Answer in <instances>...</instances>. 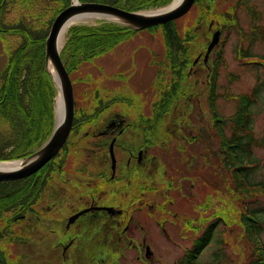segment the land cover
Returning <instances> with one entry per match:
<instances>
[{"label": "rangeland", "instance_id": "1", "mask_svg": "<svg viewBox=\"0 0 264 264\" xmlns=\"http://www.w3.org/2000/svg\"><path fill=\"white\" fill-rule=\"evenodd\" d=\"M246 1L263 12L261 14V22L263 23L264 0ZM232 3L233 0L221 1L222 7H220V11L227 15ZM62 5H64L62 0H13L12 4L11 1H8L5 7L8 6L10 10L2 14L1 22L15 25L14 23L21 20L35 29H45L53 15V10ZM203 5V0L196 1L185 15L176 20L177 29L181 35L188 29H194V33L197 36L188 42V45H190L188 59H195L200 52L203 53L205 51L204 44L208 41L212 30L220 28L219 21H224L213 18L211 12L207 14L206 18H203L202 22H197V17L205 12ZM213 10L215 11V7L212 8ZM237 17L239 27L244 31L247 30L251 25L249 17L243 14L242 11L238 12ZM99 21L97 18H92L90 21L79 22V24H96ZM209 26L211 27L209 28ZM222 27L224 31L221 33V45L223 46L224 61L220 63L218 70L216 92L220 93V97L216 98L215 105L220 114L228 117L235 111L236 99L234 95L249 92L257 84L258 73L264 80V74H262L264 70L262 66H256L252 62L253 60H249V62L244 64L238 59L236 48L240 42L241 35L236 28L228 26V24ZM67 38L68 34L65 32V42ZM20 42L21 38L19 35L0 32V70L4 67L7 56ZM242 44H247V41H243ZM166 49L163 29L160 26L126 33L108 51L90 61L82 62L76 71L71 72L70 77L77 106L81 105V108L85 107L90 112L92 109L107 110L110 107H114L124 110L130 109L133 113H137L140 105L145 104L147 118L150 117L155 120V115L160 114L161 111L151 112L152 105L161 102L163 94L177 80L176 76L173 75L174 57H167ZM250 51L252 54L263 53L264 43L260 40H255ZM161 59L162 64L159 67L155 68L149 65L150 61H161ZM176 60L178 63L179 57ZM205 64L198 63L195 65L192 68L191 76H188L192 81L182 82L181 92L191 93L192 90L190 89L192 87L190 83H192L195 86L193 88L195 95L182 97L184 95L181 94L174 98L172 103L175 105L173 106L174 110L170 113H164L163 119L152 123L155 128L154 132H150L151 128L148 130L152 136L147 139V143L144 146L147 163L151 154H155L156 157L153 158L151 163H148L147 182L159 184V192L155 193V195H150L149 202L159 199L158 194L164 196L165 194L171 195L175 193L183 196L187 199L190 209L193 205V212L190 213L191 218H203L204 221L209 218L206 224L209 223V220L211 221L210 214L212 210L215 211L216 209V214L222 219L224 217L221 211H226L230 223L233 224L229 228V236L226 237L219 233L224 223L218 222L215 228L216 237L214 241L217 237H221V248L227 261L232 264H243L242 253L246 254V251L241 249L243 241L240 234H236L234 226L236 224L233 223L234 218H238L239 213V207L236 205L238 196L235 194L234 184L229 182L227 176V181L224 180L225 170L216 159V153L218 154L219 148L217 137H209L212 132L210 125L211 115L208 112V103L206 102L208 69ZM180 68L184 70V65L180 66ZM180 68L178 66L175 67L177 70ZM259 80L261 81V79ZM260 95L261 98L258 99V102L253 107L254 119L252 124L253 132L258 138L264 136V87L260 90ZM76 116H78L77 113ZM164 124L166 127L165 131L169 132L168 136L163 131ZM5 127L6 123L2 121L1 128L4 129ZM199 132H203L208 137L206 142L211 149V152L204 158L199 153L203 149V143L193 141L189 145L182 140L183 137H191ZM169 136L170 140H168ZM148 141L157 145L154 147ZM177 143H181L183 146L181 153L176 151ZM61 156L62 153L57 159ZM189 156L193 158V164L186 166V158ZM253 156L260 158L262 163L255 173V181L264 178V149L253 148ZM154 164L157 165V170ZM51 176L45 187L46 191L53 189L55 184L59 185L61 183L57 174ZM168 177H172L174 189L167 193L163 188V181ZM133 180H136V176ZM52 202V198L45 200L43 202L44 207L47 209ZM56 202L55 208L48 213L50 223L47 224V228L58 232L59 229H62V217L65 215L62 212V205L65 210L69 211L71 207L73 208L76 200L74 195L71 194L62 201L63 204L61 201ZM245 202L248 209L256 213L261 219H264V196L249 197L245 199ZM40 206L42 208V205ZM187 209L188 206L184 204L181 211L185 213L184 210ZM10 215V212L5 213L0 223L5 224L3 218L7 219ZM134 215L139 216L138 212H135ZM139 220L143 223L141 218ZM177 221L180 222L181 217H177ZM201 222L202 219H200ZM152 226V224H147L146 230L150 232ZM14 228L26 236L32 231L29 218H26L21 224H16ZM152 228V235L157 238V242L162 246V242H164L162 232H158L155 227ZM51 234L52 236L55 235L54 233ZM182 235L188 236L187 240L182 241L176 234V243L171 246L167 254L163 253L160 256L164 260L163 264H172L175 257L181 256L185 248L191 247L192 235L185 228ZM261 239L264 241V232L261 234ZM96 243L100 242L96 241ZM214 244H210L200 253L197 259L199 264H208L211 261L212 252L217 248V244L216 246ZM0 246L6 251L10 264H31L29 261L30 256L14 242L2 239ZM88 259H90V256H88ZM32 262L44 264L48 260L43 256H36ZM158 264H161V262Z\"/></svg>", "mask_w": 264, "mask_h": 264}, {"label": "trees", "instance_id": "2", "mask_svg": "<svg viewBox=\"0 0 264 264\" xmlns=\"http://www.w3.org/2000/svg\"><path fill=\"white\" fill-rule=\"evenodd\" d=\"M62 1L64 5L53 10V15L45 29H35L21 20L14 23L15 25L3 23L2 29H0V32H7L10 35L17 34L21 38V42L7 56L5 65L0 70V160L26 156L39 146L51 131L55 91L44 68V41L55 15L68 6L71 0ZM79 1L107 3L125 10H140L162 6L170 0ZM254 17L252 12L251 18L254 19ZM1 18L2 16H0V21ZM172 24L173 22H168L161 26L167 46L166 56L174 57V67L180 68L183 65L185 67L187 59L177 63L176 58H187L189 54L187 42L193 40L196 34L186 31L180 35ZM129 32L133 31L107 22L98 25L70 26L67 32L68 38L60 53L67 71L70 74L82 62L90 61L105 53ZM242 40L247 41V44L240 45V50L238 47L236 48L238 58L242 61V58L254 57L256 66L264 65V52L252 54L250 51L255 40L264 43V22L253 24L250 32H246ZM221 61H224L222 48L216 53V67ZM183 72L181 68L178 70L174 68L173 75L177 80L163 94L160 102L161 114L173 106L174 98L182 94L181 84L185 80ZM217 74L218 71H214L209 79L210 82H208L210 87L207 103L211 111L212 132L209 137H217L219 148L216 159L225 170L224 180L227 181V176L229 182L234 184L235 194L238 196L236 205L239 207V213L233 223L236 224L234 225L236 234H240L243 241L241 249L246 251V254L241 252L243 264H264V241L261 239V234L264 232V219L248 209L245 202V199L249 197L264 196V178L254 181L255 173L262 164L261 159L253 156V148L264 149V136L256 137L252 128L253 107L261 98L260 90L264 87V80L258 73L257 84L249 92L234 95L236 99L235 111L230 116L222 118L217 113L215 105L216 98L220 97V93L216 92ZM2 121L6 123L4 129L1 128ZM194 141L204 144L203 149L199 151L203 158L211 152L206 142L208 137L203 132L197 133ZM187 164L188 162L185 165L187 166ZM45 167L46 165L41 169V175L35 181L32 176L12 181H0V220L5 213H11L7 219L3 218L5 224L0 223V241L2 239L12 241V238L16 237L15 232H20L14 226L21 224L26 218L31 221L33 215L31 211L35 210L36 205L42 200L44 189L53 171L47 169L46 171L49 172L45 175L43 170ZM55 169V172H61L60 168L56 167ZM172 182V177H168V183ZM221 213L223 219L216 214V209L212 210L211 221L209 220V223L205 224L202 234L196 239L193 246L180 257L177 264H199L197 259L200 253L214 243L215 246L217 244V248L212 252V258L208 264H232L224 258V251L220 243L221 237H217L214 241L218 222L224 223L219 233L226 237L229 236V228L233 225L230 223L226 211H221ZM203 225L201 223V227ZM0 264H10L6 251L1 246Z\"/></svg>", "mask_w": 264, "mask_h": 264}, {"label": "flooded vegetation", "instance_id": "3", "mask_svg": "<svg viewBox=\"0 0 264 264\" xmlns=\"http://www.w3.org/2000/svg\"><path fill=\"white\" fill-rule=\"evenodd\" d=\"M8 1L12 4L13 0H0V16L10 10L8 6L5 7ZM196 1L199 0H194L193 4ZM203 1L205 12L201 15H207L211 12L216 14L222 7L223 0ZM233 1L235 4L239 0ZM213 7L215 11H212ZM239 11L248 16L243 8H239L237 13ZM2 26L0 21V29ZM213 58L210 55L204 61L203 54L199 53V59L194 64L206 63L209 75ZM161 64L162 59L150 61L149 65L157 68ZM195 65H191L190 72ZM80 106L76 109L80 118L75 114L70 134L60 151L62 156L56 161H50L43 169L46 175L49 172L47 169H52L53 173L56 167L60 168V173L51 175L57 174L61 183L53 186V192L45 189L42 200L31 211L32 231L28 233V237L21 231L15 232L16 237L12 238V242L30 256L31 264H39L32 262L36 256L47 259L48 262L44 264H163L164 260L160 256L167 254L176 243L175 235L182 241L187 240L188 236L182 235L184 228L192 235L193 246V237L198 238L202 234L208 219L202 222L204 225L201 227L200 218H191L193 205L190 209L187 199L175 193L164 196L158 194L159 199L149 202L150 195L159 192V184L147 182L148 163L156 155L151 154L147 163L144 146L152 136L148 130H155L152 123L163 119V114L155 115V120L147 118L145 104L140 105L137 113L114 107L107 110L92 109L90 112ZM157 110L162 111L160 102L152 105L151 112ZM150 144L154 145L152 142ZM186 159L191 160L189 157ZM189 164L192 165L193 161ZM154 166L157 170V165ZM40 172L41 170L32 175L33 181L39 178ZM166 181L164 179L163 188L168 193L174 189V184L172 182L173 185H170ZM71 194L76 202L69 211L62 205V212L65 214L62 217V229L58 232L48 229V213L55 208L56 201L63 204L62 201ZM49 198L53 202L46 209L43 202ZM184 204L188 206L185 213L181 211ZM80 211L83 212L73 221L69 220ZM135 212L139 216H135ZM177 217H181L180 222ZM147 224H152L158 232H162V246L152 235L153 228L151 227L150 232L146 230ZM51 233L55 235L52 236ZM187 249L188 247L181 255ZM179 257H175L172 264H177Z\"/></svg>", "mask_w": 264, "mask_h": 264}, {"label": "water", "instance_id": "4", "mask_svg": "<svg viewBox=\"0 0 264 264\" xmlns=\"http://www.w3.org/2000/svg\"><path fill=\"white\" fill-rule=\"evenodd\" d=\"M193 1L179 0L178 2H174L172 0L169 4L158 8L125 10L107 3L71 0L70 4L54 17L44 41V68L55 91L51 131L41 145L28 155L16 159L0 160V164L19 161L18 165L13 168H0V181L22 179L36 173L62 148L70 133L74 121V91L70 76L61 60L60 51L64 44L62 36L65 26L73 17L87 14L100 21L96 24L84 25H98L107 22L136 31L160 25L182 16L189 9ZM72 25L83 24H70L66 31ZM218 36L219 31H216L207 46L205 58L218 42ZM57 98L60 99L62 104L61 116H58ZM82 212L74 214L69 220L73 221Z\"/></svg>", "mask_w": 264, "mask_h": 264}, {"label": "bare ground", "instance_id": "5", "mask_svg": "<svg viewBox=\"0 0 264 264\" xmlns=\"http://www.w3.org/2000/svg\"><path fill=\"white\" fill-rule=\"evenodd\" d=\"M178 1L179 0H174V2H178ZM91 19H92V17L88 16L87 14L78 15V16L73 17L69 21V23L65 26V29H64V32H63V36H62V42L64 40V34L66 32V29H67L68 25L74 24V23H79V22L90 21ZM56 104H57V109H58V116L59 115L61 116V113H62L61 106H62V104H61V101H60L59 98H57ZM18 162L19 161H12V162L1 163L0 164V168L10 169V168H13V167L17 166L18 165ZM8 181H11V180H8Z\"/></svg>", "mask_w": 264, "mask_h": 264}]
</instances>
